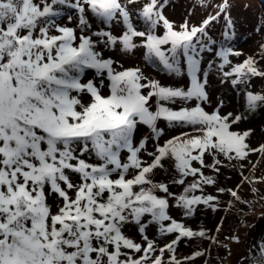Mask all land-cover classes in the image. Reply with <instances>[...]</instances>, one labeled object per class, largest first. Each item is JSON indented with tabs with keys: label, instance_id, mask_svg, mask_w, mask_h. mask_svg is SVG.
<instances>
[{
	"label": "snow or ice",
	"instance_id": "snow-or-ice-1",
	"mask_svg": "<svg viewBox=\"0 0 264 264\" xmlns=\"http://www.w3.org/2000/svg\"><path fill=\"white\" fill-rule=\"evenodd\" d=\"M241 7L0 0V264H210L244 243L220 239L264 183V12ZM240 264H264V236Z\"/></svg>",
	"mask_w": 264,
	"mask_h": 264
},
{
	"label": "rangeland",
	"instance_id": "rangeland-1",
	"mask_svg": "<svg viewBox=\"0 0 264 264\" xmlns=\"http://www.w3.org/2000/svg\"><path fill=\"white\" fill-rule=\"evenodd\" d=\"M177 2L178 3L182 2V0H177ZM238 2L242 5L241 15L247 18L249 22L253 18L258 20L261 13L264 12V4L262 0H238ZM244 5H247V7H243ZM258 40H259V36H255L253 40H249L247 43H242L240 46L243 47L246 51H252L254 50V41H258ZM163 79H167V78L164 77ZM228 98L229 99L232 98L230 93L228 95ZM233 103L235 104L236 101L233 100ZM260 123L261 121L258 119L256 123L253 125V127L257 128L256 136L253 139L254 144L257 142L264 141V133L259 131ZM253 160L255 162V157H253ZM224 171L227 173L229 170L225 169ZM245 175H249V173L245 172ZM254 175L264 176V159L257 162ZM231 177L232 178L230 180H226L224 176H221L220 179L228 186L234 185L240 179V177L237 175L235 171L231 172ZM255 187L260 189V192L258 194L253 191V185L248 183L244 184L243 191L241 193L243 196H245V198L257 201L253 205L255 208V212L252 213L251 216H247V217H245V214L243 212H233L231 214H228L223 230L220 233V239L224 240L225 243H229L226 237L229 234L235 233L236 229L239 228L240 234L244 239V243L239 245L233 243L232 244L233 254L231 256L227 255V251L223 247L219 248L218 250H214L212 252V258L210 260V264H220L219 260L221 257H227V259L225 260V264H240V257L245 254L246 245L264 236V219L260 218V213L264 211V201L259 200L260 196H264V183H257ZM174 190H178V189H174ZM209 191H211V189H209ZM239 207L245 208V210H247V206L243 204L239 205ZM245 218L247 219L249 225V227L247 228H244L242 225H240V220ZM202 219L204 223H206L209 227H211L218 220V217L209 213L207 217H203ZM200 222H201L200 220L189 221V223H191L193 227H196ZM253 223L257 225L256 228L251 227ZM245 233H248V235H245ZM198 243L199 241H195V240L190 241L188 244L181 243L179 245L178 254H184V255L189 254L190 251L193 250V247ZM196 264H202V261L197 259Z\"/></svg>",
	"mask_w": 264,
	"mask_h": 264
},
{
	"label": "trees",
	"instance_id": "trees-1",
	"mask_svg": "<svg viewBox=\"0 0 264 264\" xmlns=\"http://www.w3.org/2000/svg\"><path fill=\"white\" fill-rule=\"evenodd\" d=\"M263 4H264V0H262ZM220 261V260H219Z\"/></svg>",
	"mask_w": 264,
	"mask_h": 264
}]
</instances>
